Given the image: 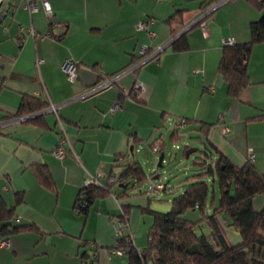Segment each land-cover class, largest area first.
Masks as SVG:
<instances>
[{"label":"crops","instance_id":"0c3cea01","mask_svg":"<svg viewBox=\"0 0 264 264\" xmlns=\"http://www.w3.org/2000/svg\"><path fill=\"white\" fill-rule=\"evenodd\" d=\"M48 1L50 16L41 4L34 12L23 8V0L1 5L0 195L14 207V217L6 233L0 230V240L11 239L0 247V264H128L127 255L111 247L117 235L145 246L152 217L142 209L151 208L166 185L153 181L156 172L126 194L120 189L126 183L111 184L110 177L116 167L122 171V164L138 161L145 142L164 153L159 139L166 123L177 134L190 126L203 136L199 144L219 149L238 166L249 162L251 150V163L264 173V41L251 47L250 83L237 98L229 96L217 70L224 41H249L250 23L263 10L247 0H227L190 25L210 0ZM181 33L188 48L175 51L171 41ZM145 46L163 50L86 94L102 77L135 63ZM67 59L77 64L73 81L62 68ZM135 85H141L138 92ZM24 95L47 100L56 112L46 109L39 123L24 119L40 113L1 119L15 114ZM64 137L67 155L59 158L55 150ZM37 165L46 166L50 187L36 177ZM92 175L109 191L81 212L77 198ZM156 183L163 186L153 192ZM212 198L215 202V190ZM188 211L187 218L199 217L196 209ZM216 221L227 244L241 241L224 217ZM13 226L26 228L12 231Z\"/></svg>","mask_w":264,"mask_h":264},{"label":"trees","instance_id":"16d2710c","mask_svg":"<svg viewBox=\"0 0 264 264\" xmlns=\"http://www.w3.org/2000/svg\"><path fill=\"white\" fill-rule=\"evenodd\" d=\"M215 1L217 0L203 2L202 10ZM247 1L263 10V13L258 19L251 21L249 41L233 42L223 46L217 68L218 74L227 83V91L232 98H237L241 90L249 85L250 79L247 73L249 52L254 44L264 41V0ZM214 10L194 24H200L202 20L211 16ZM171 47L175 51L187 49L185 33L174 38L171 41ZM147 53L148 51L140 54L135 60ZM160 53L161 51L155 57ZM120 72L106 75L100 80ZM48 106L49 102L41 97L24 95L15 114H6L1 119L22 118L24 115L40 113L24 119L25 122L38 120L39 123V118L43 116L42 112ZM262 116L264 117V114ZM176 132L174 129L171 133V141L178 138ZM204 147L208 151L196 148L198 156L195 157V164L200 170L194 175L197 178L188 183L180 194L171 198L170 210L160 212L149 207L142 209V212L152 217L145 246L137 248L133 240L132 242L131 239L128 240L129 237L117 235L116 244L111 247V250L113 252L124 250L128 264H264V206L257 210L253 204L255 196L264 195V173L259 172L251 161L238 166L219 149L208 145ZM122 166V171L111 174L114 176L111 184L126 183L124 189L120 188L126 194L135 185L157 172L155 170L147 174L138 161L122 164ZM34 171L40 183L47 187L52 185L46 166L37 165ZM207 176L218 186L217 202L209 197ZM132 177L134 178L131 179ZM108 191V188L103 189L100 185L83 186L77 198V209L85 212L96 195L106 194ZM19 200L20 196L17 202ZM192 209H196L199 213V217L195 220L185 216V213ZM217 215L224 217L229 225L239 231L241 235L239 243L227 244L217 224ZM13 217L14 207L8 206L0 195L1 231L9 230ZM203 221L209 225L211 236L198 231ZM25 228V226H13L12 231Z\"/></svg>","mask_w":264,"mask_h":264},{"label":"rangeland","instance_id":"374dc122","mask_svg":"<svg viewBox=\"0 0 264 264\" xmlns=\"http://www.w3.org/2000/svg\"><path fill=\"white\" fill-rule=\"evenodd\" d=\"M175 127V125L166 123L165 127L161 128L162 138L159 140L164 143L163 147L165 154L162 166H157L160 152L152 151L147 142L143 144L142 150L138 152L137 155L138 162L147 174L154 172L153 170L156 169L159 176L154 177L153 181L163 182L166 185V190L159 191L155 198H153L151 205V209L160 212L170 210L171 198L180 194L188 183L197 178L194 175L200 171L199 166L194 163L195 157L198 156V151H194L186 157L185 148H199L208 151V149L198 143L201 138L204 140L203 136L198 132H195L190 126L180 129L178 138L171 142L169 140L170 135ZM206 180L209 182V197L212 198L213 191L215 190V202L218 201L219 191L216 182L213 183L212 179L208 176L206 177ZM256 197L258 198H256L255 208L259 210L264 206V203L261 204V201H264V195L260 194ZM188 213L189 211L185 213V216H187ZM206 223L207 222L205 221L202 223L206 229H201L200 227L198 228V231H203L205 234L211 236V230Z\"/></svg>","mask_w":264,"mask_h":264},{"label":"built area","instance_id":"2783aa9c","mask_svg":"<svg viewBox=\"0 0 264 264\" xmlns=\"http://www.w3.org/2000/svg\"><path fill=\"white\" fill-rule=\"evenodd\" d=\"M226 1L227 0H217V1L213 2L210 6H208L207 8H205L202 11L203 13L199 17V19L200 18L203 19V17L205 15H207L211 10L215 9L216 7H218L219 5L223 4ZM2 3H3V0H0V11H1ZM40 4H41L43 10L45 11V13L48 16H50L52 14V10H51V6H50V3L48 0H23L22 6L27 11L34 12L38 9ZM199 19H197L196 21L199 22L198 21ZM196 21L192 22L190 25L194 24ZM140 26L143 27L144 22H141ZM21 28H22V26H21ZM30 30H31L32 35H34L35 31L32 28H30ZM224 42L226 44H231V43H233V40L232 39H226ZM162 50H163V48L161 47V48H158L156 50L149 51L147 46L143 47L141 50L142 53H145L148 51V53L145 56L138 59L135 63H132L131 65H129V67L127 69H125L124 71H121L120 73H118L114 76L106 77L101 83H98L96 86L92 87L91 90L88 91L86 94L93 92V90H98L100 88H103V87H106L110 84L115 83L119 74L134 70L136 68V66L141 65L142 62L148 58L155 57V55ZM62 68L67 73L69 79L71 81H73L76 77L77 64L74 61L67 59L63 62ZM140 88H141V85H135L134 86L135 92H138V90ZM118 106H119V104L115 103L112 107V110L116 109ZM56 108H57L56 105L50 103L48 108H47V111H53L55 113ZM224 131L225 132L229 131L228 127H225ZM64 142H65V137L61 139L57 149L55 150V154L59 158H63L67 155V151L62 147ZM159 150H160V147L158 144L153 146V151H159ZM70 151H69L70 153H74V151H72V149ZM253 158H254V155H253L252 151L249 150V160L248 161H252ZM118 172H120V168L116 167L113 170V173L116 174ZM110 179H111V181L114 180V176H111ZM88 185H100L98 175H92L89 179H86L84 181V186H88ZM162 186H163L162 183H156V184H152L150 188L154 192V191H157L160 188H162ZM115 231L117 234L121 233V223L115 226ZM130 239L131 238L129 237L128 240H130ZM131 242H132V239H131ZM9 244H11L10 238H2L0 240V247H5V246H8ZM116 253H124V250H117Z\"/></svg>","mask_w":264,"mask_h":264},{"label":"water","instance_id":"95a60500","mask_svg":"<svg viewBox=\"0 0 264 264\" xmlns=\"http://www.w3.org/2000/svg\"><path fill=\"white\" fill-rule=\"evenodd\" d=\"M194 151H196V148H188V149H186V154H185V156L188 157L189 154L192 153V152H194ZM163 159H164V153L162 152V153H160L159 158H158V162H157V166H158V167L162 166ZM195 161H196V160H195ZM194 163H195V162H194ZM119 186L124 187L125 184H120Z\"/></svg>","mask_w":264,"mask_h":264}]
</instances>
